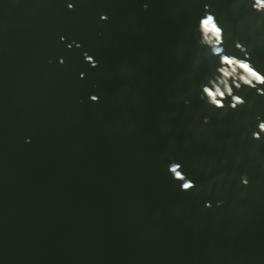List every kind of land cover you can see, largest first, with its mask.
I'll return each mask as SVG.
<instances>
[{"label": "water", "instance_id": "1", "mask_svg": "<svg viewBox=\"0 0 264 264\" xmlns=\"http://www.w3.org/2000/svg\"><path fill=\"white\" fill-rule=\"evenodd\" d=\"M206 5L264 74L250 0H0V264H264V95L201 100Z\"/></svg>", "mask_w": 264, "mask_h": 264}, {"label": "clouds", "instance_id": "2", "mask_svg": "<svg viewBox=\"0 0 264 264\" xmlns=\"http://www.w3.org/2000/svg\"><path fill=\"white\" fill-rule=\"evenodd\" d=\"M251 8L254 12L261 13L264 15V0H250ZM74 7L73 4H69L68 8L71 10ZM144 10H147L148 5L144 4ZM102 21H107V15H102L100 17ZM212 23L214 25L215 33V44L216 47L213 48L204 43L203 39V27ZM199 30V39L198 44L201 48H211L212 55L219 57V67H214V70L207 77V83L201 85V100L205 101L208 105L224 110L226 108H231L232 110H237L239 107L244 106L247 101L242 95L237 93L244 87L253 88L257 90V93L264 95V74L257 71L252 63L251 53L247 51V46L240 43L239 41L235 42V48L244 52V58H238L235 55H229L225 53L224 43H225V30L221 27L220 22L217 20L216 15L212 12L210 5L205 6L204 15L199 19L198 24ZM61 37V41H63ZM86 61L91 63L92 67H97L98 62H96L93 57L86 56ZM199 59V57H198ZM51 62V61H50ZM61 64L64 63L63 59L59 61ZM239 62L244 67L250 68L252 73V78L248 79L242 75H229L228 71L223 70L226 63ZM230 98V102L226 103ZM90 99L93 102H98V96H91ZM257 123L255 129H248L252 131L253 140H261L262 134H264V119H261L260 116L256 117ZM210 123L209 117L205 116L202 121V125H207ZM180 164H172L169 168L170 173L173 178L181 183L182 191H190L197 187L194 181L187 179L182 171H180ZM241 183L244 186L249 184V179L247 175H241ZM223 201H217V206L222 205ZM207 207H211V203H206Z\"/></svg>", "mask_w": 264, "mask_h": 264}]
</instances>
